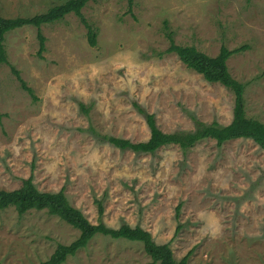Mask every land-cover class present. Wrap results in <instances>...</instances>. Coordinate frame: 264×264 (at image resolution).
Returning <instances> with one entry per match:
<instances>
[{
	"label": "rangeland",
	"instance_id": "rangeland-1",
	"mask_svg": "<svg viewBox=\"0 0 264 264\" xmlns=\"http://www.w3.org/2000/svg\"><path fill=\"white\" fill-rule=\"evenodd\" d=\"M64 1L0 0V14L30 18ZM82 14L97 33L95 46L73 13L41 26V55L35 27L5 36L0 189H18L32 175L40 191L64 189L92 224L95 201H102L107 226H140L156 243L170 242L176 260L193 250L189 264H264V151L255 143L218 146L208 139L187 153L170 145L150 155L100 139L147 140L136 106L153 114L164 132L191 130V116L230 123L233 94L165 53L164 21L176 44L212 57L221 46L245 47L227 66L245 85L246 115L264 123V0H132L130 8L127 0H95ZM78 236L46 211L18 216L6 208L0 211V264H40ZM149 263L140 243L97 235L63 264Z\"/></svg>",
	"mask_w": 264,
	"mask_h": 264
},
{
	"label": "trees",
	"instance_id": "trees-1",
	"mask_svg": "<svg viewBox=\"0 0 264 264\" xmlns=\"http://www.w3.org/2000/svg\"><path fill=\"white\" fill-rule=\"evenodd\" d=\"M95 0H65L63 3L49 8L46 12L30 18H3L0 14V65L8 64L7 53L4 47L5 36L8 32L23 26H33L37 29L39 41L38 54L44 51L45 37L40 28L43 24L59 22L69 14H75L87 29V40L90 46L96 45L97 33L82 14L88 2ZM129 8L132 0H127ZM174 33L169 30L168 23L164 21V35L169 45L165 53L174 54L188 69L202 76L208 83H218L228 89L234 96L232 119L228 124L217 121L202 122L191 116L193 128L188 131L164 132L153 114H148L140 106L138 113L143 117L149 130V137L145 141L133 142L129 139L110 135L101 136L102 142H107L120 151H130L135 154L154 155L162 147L176 145L183 153H187L197 143L212 139L218 146L237 139L251 140L264 151V123L248 117L245 112L244 91L245 85L235 80L228 69L229 58L244 51L245 47L228 49L221 46L216 56H209L194 46L178 45L174 41ZM12 74L20 83L21 88L33 99V91L21 79L19 72L11 67ZM86 112V108L81 105ZM97 223L92 224L81 210L71 205L64 189L57 192L40 191L33 182V176L22 179L21 186L14 190L0 189V211L12 207L18 216L30 211H46L49 215L58 217L79 232L76 240L68 245L58 244L50 257L40 264H63L67 257H73L79 250L86 249L90 241L97 235L113 240H126L140 243L144 252L151 259L149 264H189L193 252L190 250L181 259L176 260L170 242L156 243L152 234L140 226H130L122 223L118 228H111L104 223V206L102 201L96 200ZM180 205L176 208V218L179 217ZM181 226L178 225L177 231Z\"/></svg>",
	"mask_w": 264,
	"mask_h": 264
},
{
	"label": "crops",
	"instance_id": "crops-1",
	"mask_svg": "<svg viewBox=\"0 0 264 264\" xmlns=\"http://www.w3.org/2000/svg\"><path fill=\"white\" fill-rule=\"evenodd\" d=\"M1 65H3V64H1ZM1 65H0V66H1Z\"/></svg>",
	"mask_w": 264,
	"mask_h": 264
}]
</instances>
